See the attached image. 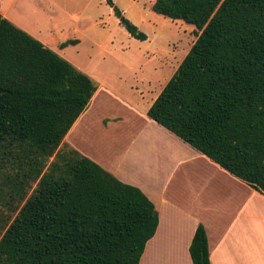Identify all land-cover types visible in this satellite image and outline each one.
Instances as JSON below:
<instances>
[{
  "label": "trees",
  "instance_id": "16d2710c",
  "mask_svg": "<svg viewBox=\"0 0 264 264\" xmlns=\"http://www.w3.org/2000/svg\"><path fill=\"white\" fill-rule=\"evenodd\" d=\"M150 10L191 25L195 39L146 117L264 195V0H153ZM96 87L0 16V151L26 160L2 203L13 214L0 236V264H138L157 226L151 202L59 146ZM187 250L191 264H209L200 224Z\"/></svg>",
  "mask_w": 264,
  "mask_h": 264
},
{
  "label": "crops",
  "instance_id": "0c3cea01",
  "mask_svg": "<svg viewBox=\"0 0 264 264\" xmlns=\"http://www.w3.org/2000/svg\"><path fill=\"white\" fill-rule=\"evenodd\" d=\"M24 1L31 0H0V16L97 86L59 146L89 159L117 181L137 188L157 213L155 232L145 243L138 264H191L187 249L198 224L205 233L209 264H264V195L146 117L148 107L168 79L158 70L148 69L138 79H129L130 86L123 83V88L115 74L99 75L78 67L68 51L69 47L77 49L80 40L60 37L65 20L51 16L43 5L34 10L47 22L46 27L43 29L38 20L32 26L18 14L17 6ZM47 29L59 30V39L43 32ZM68 40L76 43L59 50L53 47ZM106 98H113L120 108L98 115L95 109ZM92 122L119 143L99 142L102 151L94 147L91 141H97Z\"/></svg>",
  "mask_w": 264,
  "mask_h": 264
},
{
  "label": "rangeland",
  "instance_id": "374dc122",
  "mask_svg": "<svg viewBox=\"0 0 264 264\" xmlns=\"http://www.w3.org/2000/svg\"><path fill=\"white\" fill-rule=\"evenodd\" d=\"M43 1L46 0L24 1L17 6L20 10L18 14L32 26H36L38 20L43 29L47 22L36 14L35 7L44 5L43 7L49 8L51 16L62 17L66 24L60 37L80 40L77 49L69 47L68 54L74 63L99 75L115 74L118 85L123 88V83L130 86L131 82L128 80L138 79L143 70L146 72L158 70L165 79H169L195 39L191 25L154 14L149 7L152 0H110L113 7L119 11V18L113 15L105 0H48L44 3ZM77 17L78 20L75 21ZM120 18L135 26L146 39L139 41L131 38L120 24ZM68 24H71L69 28ZM49 31L51 30H43L44 33H48L47 35H54L59 39V30ZM53 47L59 50V46ZM119 108L113 98H106L96 107L95 112L98 115H108ZM92 127L94 140L97 142L91 141V144L100 151L104 148L98 146L99 142L119 143L118 139L113 141L109 134L99 130L95 122H92ZM87 140L89 139L86 137ZM23 158L21 152L3 156L0 151V236L10 222V219L6 220L7 216L11 217L13 214L2 206V203L11 192L13 179L26 169L24 165L26 160ZM52 159L53 156L48 158L46 165ZM34 187L35 183H31L30 187L26 188L24 199Z\"/></svg>",
  "mask_w": 264,
  "mask_h": 264
},
{
  "label": "water",
  "instance_id": "95a60500",
  "mask_svg": "<svg viewBox=\"0 0 264 264\" xmlns=\"http://www.w3.org/2000/svg\"><path fill=\"white\" fill-rule=\"evenodd\" d=\"M120 20L122 21V19L120 18Z\"/></svg>",
  "mask_w": 264,
  "mask_h": 264
}]
</instances>
